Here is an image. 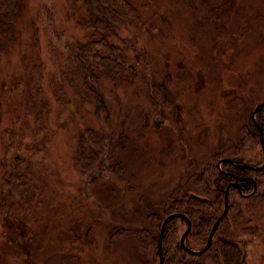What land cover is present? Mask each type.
<instances>
[{
    "label": "rangeland",
    "instance_id": "rangeland-1",
    "mask_svg": "<svg viewBox=\"0 0 264 264\" xmlns=\"http://www.w3.org/2000/svg\"><path fill=\"white\" fill-rule=\"evenodd\" d=\"M130 2L133 17L117 27L118 38L113 40L127 57L124 77L169 78L184 101L193 104L195 128L202 129L201 123H206L205 137H195L199 146L190 152L194 162L190 163L186 154L182 158L179 150L173 161L176 170L170 175L161 174L158 152L152 148L139 160H132L128 170H102L101 176L92 180L90 195L85 198L84 180L89 181L92 173L101 169L93 167L86 176H77L70 166V155L65 156L77 146V130L99 128V124L91 111L89 114L83 108L72 117L63 104L60 80L70 70L51 64L41 74L31 70L34 76L44 77L38 85L20 82L25 71L20 64L22 47L14 46L0 63V264H144L148 260L157 264V255L149 256L131 229L144 226L146 211H157L160 202L166 200L164 195L177 185L182 191L201 194L202 184L210 181L208 175L216 172L205 176L203 170L209 163L216 168L225 133L230 131L234 139L237 103L245 121L256 102L264 100V0ZM23 5L26 15L20 17L22 21H47L48 15L43 13L46 7L52 14L48 28L39 31L40 37H45L41 42L44 59L50 53L49 47L55 49L54 44L66 52L67 45L89 41L84 11L81 8L79 17L80 5L75 6L73 0H23ZM180 69L187 71L181 73ZM204 76L209 87H201L195 99V92L187 87ZM230 85L236 89L235 94L227 92ZM234 97L235 108V103L228 102ZM47 139L49 154L40 152ZM204 143L209 145L202 146ZM255 151L260 161V146ZM193 172L197 174L191 182L182 186ZM18 175L26 177V184L16 194L8 195L10 190L16 192L12 185ZM259 181L258 193L252 198L231 192L228 214L213 239V243L218 237L244 239L241 228L246 219H251L263 234L252 237L246 249L247 264H264V178ZM194 182L196 186H192ZM137 192L139 203H135ZM3 193L6 197L1 204ZM73 197L102 208L94 215L85 214L87 218L79 222L77 206L71 207ZM239 215L241 218L236 220ZM175 223L181 232L185 229V223Z\"/></svg>",
    "mask_w": 264,
    "mask_h": 264
},
{
    "label": "flooded vegetation",
    "instance_id": "flooded-vegetation-1",
    "mask_svg": "<svg viewBox=\"0 0 264 264\" xmlns=\"http://www.w3.org/2000/svg\"><path fill=\"white\" fill-rule=\"evenodd\" d=\"M177 66L183 67L184 65L179 64ZM189 70L191 72L194 71L193 68ZM184 71L187 70L180 69L181 73ZM170 82L171 79L169 78H136L112 81L102 88L101 92H104L101 98L94 95L90 85H86V87L84 86L85 88L82 87L79 90L62 86L60 95L65 97L63 104L69 108V112L72 113L71 116L73 117L78 111H82L85 108L89 114L92 112L99 124V128L87 127L84 130H77L79 132L75 136L77 146H73L71 152L65 156L67 158L70 155V166L77 176L78 174L80 177L86 176L90 172L82 173L76 169V166H83V164L88 162L91 163V166L101 169L94 171L92 176L88 178L89 181L84 180L82 191L85 198L90 195L88 187L92 180L97 176H101L102 170L113 172L115 165H118L119 170L122 168L128 170L127 168L130 166L132 160H139L142 153H148L152 148H155L158 152L159 172L161 174L164 172L166 175H170L169 172L176 170V168H173V161L177 159L179 150L182 151V158L186 154L189 162H194L190 152L193 151L194 146H199L195 144V141L198 140L195 137H205L204 126L206 123H201L202 129L197 130L198 126L195 128L197 123H195L192 111L193 104L184 101L185 98H183L181 93L179 94L176 86ZM177 83L179 84V82ZM87 87H90V89ZM201 87H205L204 90L209 87V82L206 83L205 76L189 85L187 90L195 92L194 98L196 99L199 96L198 91ZM184 89L182 88L180 91L183 92ZM226 90L230 93L229 95H232L235 94L236 89L230 85ZM99 100L103 103H100ZM235 100L237 98L234 97L228 101L230 104L235 103L234 108L236 105ZM260 103H264V100L256 102L245 121L243 120L241 105L238 103L236 105L238 117L235 122L234 139L233 134L228 130L229 132L225 133V139L221 144L220 153L216 157L215 162L217 170L226 179L224 187L221 188L222 198L224 197V190L228 183H235V186L230 187L228 198L231 196L233 190L237 192V196H240L238 187H240L242 193L250 192L254 186H256L257 190V174L263 171L264 168L262 170H252L245 165L259 166L263 161L259 131L261 130L264 141V105L257 108ZM110 104L115 105V107H109ZM103 113L104 116H102ZM223 132L227 131L223 129ZM206 133L208 134L207 130ZM98 135H101L100 140L103 142V146H89L90 141L94 140V137H98ZM48 140L43 143L40 152L47 153L49 150ZM208 145L209 143H204L202 146ZM258 146H260L261 150L260 161L258 152L255 151V148L258 150ZM26 151L24 155L27 160L29 156L27 155L28 150ZM98 152H102V154L98 155V159L95 160L94 158ZM3 158L2 156L1 161L4 160ZM226 159H229V161ZM219 160H222L219 164L220 168L217 167ZM209 164L207 167H209ZM95 173H97L96 176L94 175ZM196 174L197 172H193V176L186 177L182 186H187L191 182V178ZM114 177L111 175V178ZM25 179L26 177L21 175L19 177L18 175L12 185V188L16 192L10 190L12 193L9 192L8 195L19 192L21 187L26 184ZM249 184L252 185L251 189L245 191V186H249ZM32 186L34 187V181L32 182ZM177 190L178 185L170 190L167 196L163 192L161 193L164 197L169 198L175 196ZM191 193L195 194L194 192ZM136 196L135 203H139L140 195L138 192ZM4 197L6 196L3 193L1 204L5 202ZM240 197L242 198V196ZM72 199L70 202H74V204L71 207L74 208L76 205V209L80 212L79 222L83 218H87L86 215H94L96 211L102 208L100 205L89 206L82 199L76 197ZM163 211L159 209L160 213ZM167 214L162 217L160 224ZM10 220H15V218L10 216ZM0 237L3 239V236ZM4 240L13 242L12 239L9 240L6 237H4Z\"/></svg>",
    "mask_w": 264,
    "mask_h": 264
},
{
    "label": "trees",
    "instance_id": "trees-1",
    "mask_svg": "<svg viewBox=\"0 0 264 264\" xmlns=\"http://www.w3.org/2000/svg\"><path fill=\"white\" fill-rule=\"evenodd\" d=\"M73 3L75 6L80 5L79 17L82 13L81 8L84 11L85 16H83V19L86 22L85 29L89 32L87 38L89 41L82 42L81 45L79 43L67 45L65 47L66 52H61L59 46L55 44L54 46L51 45L55 49L51 51L49 47L50 53L44 59L41 42H45V37L41 38L39 31H45L52 19L50 18L52 14H49L47 7L43 5L44 8L46 7V9H43V13L48 15L46 17L47 21L36 24L32 19L31 21L20 20L22 15H26L23 0H0V63L3 62L6 56L10 55L11 48L14 46L22 47L20 64L25 71L19 80L20 82L26 85H30V83L38 85L40 81L44 80V77L43 75L34 76L32 71L41 74L43 69L47 71L49 65L55 64L63 70H70V73L60 80V89L58 88L60 91L62 86L79 90L82 87L85 88L86 85H90L94 95L101 98L104 92H101V90L106 84L126 79L123 72L127 57L124 49L114 43L113 40L118 38L116 34L117 27H123L133 17L132 4L130 0H73ZM70 16L73 17V15ZM74 19H77V23L80 22L75 14ZM27 31H30L29 35L25 36L24 34ZM52 32L56 35L54 31ZM53 38L51 37L50 41ZM53 60L55 63H53ZM56 66L55 68H57ZM87 88L90 89V87ZM53 90H56V88H53ZM99 102L103 103L101 100ZM27 112L31 113L28 107ZM100 138L101 135L95 136L94 140L90 141L89 146H103ZM101 154L102 152H98L94 159L97 160L98 155ZM93 167L95 166H91V163L88 162L83 166H76V169L86 173L92 170ZM116 169H119L118 165L114 166V170ZM215 170V173H210V171L214 172ZM203 172L205 176L210 173L208 175L210 181L208 185L202 184L203 192L201 194L194 192L193 195L191 191L178 189L175 196L166 198L163 203L160 202L159 209L164 210L162 213L159 212V209L150 212H148V209L145 213V225L131 229L136 241L140 243V247L148 250L149 256L151 254L157 255L156 240L160 220L165 214L171 212H181L191 221V229L185 238V245L190 248L198 245L199 247H194L195 249L204 245L215 218L222 210L221 188L224 187L226 179L217 168L211 167V163ZM261 178H264V170L257 174V186H259V179ZM196 185L197 183L194 182L192 186ZM251 187L252 185L249 184L244 189L247 191ZM212 193H214V196ZM207 194L212 195L213 198H207ZM239 218H241L240 215L236 220ZM178 220L180 224L185 223L184 220L174 219L168 223L165 229L162 240L163 264H247L246 249L251 244L252 237L263 234L258 226L252 225L251 219H246L241 228L245 236L244 239L235 240L230 237H218L205 253L190 255L179 244V237L182 232L181 227L175 223ZM220 224L214 235H217ZM144 264H152V261H145Z\"/></svg>",
    "mask_w": 264,
    "mask_h": 264
},
{
    "label": "water",
    "instance_id": "water-1",
    "mask_svg": "<svg viewBox=\"0 0 264 264\" xmlns=\"http://www.w3.org/2000/svg\"><path fill=\"white\" fill-rule=\"evenodd\" d=\"M263 105H264V103H260L257 106V108L260 106H263ZM259 140H260L261 148L263 151V161L259 166L245 165L246 167H248L252 170H262L264 168V141H263V136H262L261 130L259 131ZM226 160L229 161V159H226ZM221 161L222 160H219L217 162L218 168H220L219 164ZM94 175L96 176L97 173H95ZM233 186H235V183H228L226 185L225 190H224V197H223V208H222L221 212L218 214V216L215 218V220H214V222H213V224H212V226L208 232V235H207V238H206L204 245L199 249H193V248H190L187 245H185V237L188 235V233L190 232V229H191V221L189 220V218L185 214H183L181 212H171L163 218V220L160 224L157 243H156V252L158 254V263L157 264H163L164 256L162 253V240H163L164 232H165V229H166L168 223L174 219L180 218V219H183L186 223V227L183 230V232L181 233L180 238H179V244H180L181 248L186 253H188L190 255H201V254L205 253L211 247V245L213 243V238H214V234L216 232V229H217L218 225L220 224V222L223 220V218L228 213V209H229L228 194H229L230 187H233ZM238 192H239V195L242 197H249V196H252V195L258 193L256 190V186H254V188L248 193H242L240 187H238Z\"/></svg>",
    "mask_w": 264,
    "mask_h": 264
}]
</instances>
